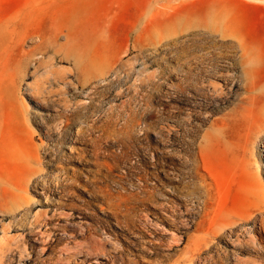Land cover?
<instances>
[{"label": "rangeland", "instance_id": "obj_1", "mask_svg": "<svg viewBox=\"0 0 264 264\" xmlns=\"http://www.w3.org/2000/svg\"><path fill=\"white\" fill-rule=\"evenodd\" d=\"M84 1L92 77L1 120L0 264H264V0Z\"/></svg>", "mask_w": 264, "mask_h": 264}, {"label": "bare ground", "instance_id": "obj_2", "mask_svg": "<svg viewBox=\"0 0 264 264\" xmlns=\"http://www.w3.org/2000/svg\"><path fill=\"white\" fill-rule=\"evenodd\" d=\"M47 8L45 0H30V4L25 9L0 20V125L3 117H12V115L15 116L21 125L24 126L26 123L24 116L26 107L24 102L18 97L22 76L26 74L36 76L39 68H45L47 75L52 76L53 81L63 85H70L72 82L66 77L65 71L71 72V68L65 65L57 66L58 62H64L70 58L73 61L74 69L78 73L80 72L84 80L89 79L93 75L89 29L85 18L86 1H71L66 6L50 14L47 13ZM60 37H63L64 42L60 43L58 41ZM32 40H36L35 45L25 48L26 43ZM59 56L60 59L58 60ZM245 61L251 63L250 58H246ZM26 71L27 73H25ZM43 82L26 83L25 87L31 89L32 95L38 98L41 93L45 94L42 91ZM251 86L254 85L249 87ZM87 95L88 93H86ZM85 101L83 100V103ZM74 104L67 101L65 102V107L69 108ZM263 142L261 141V143ZM259 184L258 186H260ZM6 231V228L3 229V235L0 236V254H3V245L6 243V241L3 243L4 238L6 240L7 237ZM8 235L11 234L8 233ZM11 243L6 244V246L13 244ZM9 247L7 246L8 250L6 248L4 250L9 251Z\"/></svg>", "mask_w": 264, "mask_h": 264}]
</instances>
